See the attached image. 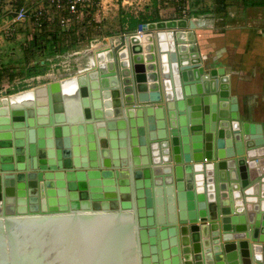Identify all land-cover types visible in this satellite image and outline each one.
Here are the masks:
<instances>
[{"label": "water", "instance_id": "water-1", "mask_svg": "<svg viewBox=\"0 0 264 264\" xmlns=\"http://www.w3.org/2000/svg\"><path fill=\"white\" fill-rule=\"evenodd\" d=\"M196 29L140 23L68 81L0 96V264H50L63 240L65 264H264V122L203 69ZM148 49L165 110L134 71Z\"/></svg>", "mask_w": 264, "mask_h": 264}, {"label": "crops", "instance_id": "crops-1", "mask_svg": "<svg viewBox=\"0 0 264 264\" xmlns=\"http://www.w3.org/2000/svg\"><path fill=\"white\" fill-rule=\"evenodd\" d=\"M92 1V8L91 10L83 15L82 20L94 19L98 17L99 13H102L101 19H105L103 12L106 11L107 2L109 0H91ZM97 1V3H96ZM117 7L120 6L118 3L122 4L123 1L121 0H114ZM143 1L145 10L141 11L140 6H138ZM126 2V1H125ZM174 0H130L128 1V5L131 8L137 10H129L130 13L136 14L135 16H130L125 11L121 14L120 22L123 29H126L127 26L130 24L131 27H136L138 25L139 20L145 18L146 22H154L149 21L151 18L158 16L160 20H172L177 18H184L175 10ZM173 4V5H171ZM171 5V7H168ZM167 6V7H166ZM232 5H227L226 10L224 12L216 13L217 18H212L209 24L206 22L204 25L200 26V29L197 27L195 31L196 41L198 45V52H199V59L202 62L203 69H211L212 67L222 68L229 76L230 82V94H236L237 96V104L239 114L243 119H247L252 121L253 123L257 122H264V6H244L242 4L241 7H238L235 10H240V16L238 17V13L233 11L231 8ZM94 7L97 9L94 10ZM100 7V11L98 9ZM171 9V10H170ZM232 10V11H230ZM248 10H252L254 15H250ZM139 11V12H138ZM166 11L168 13L166 14ZM242 11V12H241ZM144 12V13H143ZM89 17V18H88ZM131 17V20H130ZM88 18V19H87ZM96 19V18H95ZM224 20V24L222 25H214L218 20ZM158 20V21H160ZM208 20V19H207ZM205 18L200 19V21H207ZM81 21V20H80ZM237 21L239 24H237ZM236 22V23H235ZM53 27V31L56 30L58 27L53 21L47 23L44 27L45 28L51 26ZM199 26V25H198ZM134 27V28H135ZM47 31V30H46ZM50 31V30H48ZM124 32L121 31L119 34H101L96 36L95 41L96 43H92V48H101L107 46V44L112 40L117 42L119 37L128 36V34H123ZM156 33V32H155ZM25 34H16L15 40L21 39L22 36ZM42 34H31L28 38L33 39ZM144 35V34H143ZM31 36V37H30ZM142 36V34H141ZM147 36V35H146ZM144 36V37H146ZM5 35L0 34V42L6 39ZM12 39V37L8 38ZM28 42V47L30 44ZM9 41H7L8 43ZM15 41L13 40L12 43ZM8 43V44H12ZM43 44V41H41ZM7 45V44H6ZM94 45V46H93ZM96 45V46H95ZM11 49L14 46H10ZM96 49H85L80 51L78 55L85 52H89L90 56L86 58L85 63H81V67H85L87 70L90 67V62L95 60V50ZM20 50V48H19ZM48 50V49H47ZM5 51V50H4ZM70 51H67V53ZM0 53H3V50H0ZM15 50L8 51V58L9 60L11 57H14L16 54ZM24 53V52H23ZM35 51V49L28 48L27 52H25L22 59H26V64L28 67L34 68L35 64L33 65L32 62L34 61L35 57L43 56V54H47L45 49L44 53ZM130 55L133 52H129ZM139 55H143V67L142 68H134L135 73H141L145 75V81L148 83V92L150 95V99L153 101L155 99L159 100L160 102H154L151 104L153 109L158 110H165L166 108H170V103L172 102L169 99V92H167L164 88V85L161 82L160 87L155 88L153 83V78L156 75V71H154L151 61L152 57V50H142L138 53ZM134 54V55H138ZM46 57V56H44ZM148 59V60H147ZM7 60V62L9 61ZM89 60V61H88ZM87 62V64H86ZM2 62L0 60V68ZM34 63V62H33ZM89 63V64H88ZM92 64V63H91ZM87 66V68H86ZM6 67V66H5ZM15 71H18V67L14 68ZM29 69V68H28ZM12 71V70H11ZM82 73L84 72L81 71ZM10 76V75H9ZM39 80H36V84H32V88L36 85H41L47 83L48 77L44 75H38ZM32 77V76H31ZM44 80L43 82H40ZM69 79L59 80L61 82H66ZM10 83L3 84L0 87V96H5L6 87L11 83H14V78ZM27 81H34L29 79ZM161 81V80H160ZM20 82L18 79L16 83ZM72 86L71 83H67L66 87ZM155 88V89H154ZM31 88H21L18 92L13 91L12 95H20L23 92L30 90ZM159 120V118H157ZM148 139L151 137V132L147 133ZM254 188V187H252ZM6 237L4 236V243L0 241V258L2 256V252L7 251V243Z\"/></svg>", "mask_w": 264, "mask_h": 264}, {"label": "rangeland", "instance_id": "rangeland-1", "mask_svg": "<svg viewBox=\"0 0 264 264\" xmlns=\"http://www.w3.org/2000/svg\"><path fill=\"white\" fill-rule=\"evenodd\" d=\"M122 1L124 2L123 7H121L122 4L120 3V1L118 2L120 4L119 7H117L114 0H109L106 3L107 4V6L105 8L106 11H105V13L103 12V15L105 16L104 20L101 19L102 13H99L98 17H95L96 19L95 18L90 19L89 17H88L89 19L87 18L88 22H90V24L93 25V27L90 30V33H89L90 36L88 35L89 37H87L86 40H83L80 43L78 50L83 51L87 48L88 49L91 48L93 50L94 48L90 47V43H96V41H95V39L97 38L96 36L101 35V34H117V33L119 34L121 31L124 32L123 34H128V35L136 34L137 26L136 27L134 26L135 28L131 27V25H130L131 23H130L126 29H123L122 26H124V25H121L122 22H120V21H121V19H123L121 17V14L124 11L126 13H128L130 16H132V15L135 16L136 14L130 13L129 10L130 9L131 10H137V8L133 9V8H131V6L128 5V1H130V0H121V2ZM257 1H259V0H257ZM260 1H262V0H260ZM141 2L142 3H140L138 6L142 7L141 8V11H142V10H145V8H144V5H142L143 1H141ZM198 2H200V0H193V3H191L192 5L189 6V10H190V12H193V11L199 10L200 8L207 9V11H205L206 15H204V18L206 20L208 19L207 21H200V19L198 21H193V22H195L196 26L200 29L201 25H204L206 22L209 24L211 22L209 20H212V18L213 19L217 18L218 15H216V13H218V11H217L218 4H217V0H210L208 2H204L205 4L202 6H198ZM96 3H97V1H96ZM226 4L228 6L232 5L231 9L238 13V15H237L238 17L240 16V14H239L240 10H235V9L242 6L241 0H226ZM171 5H173V4H171ZM171 5H168V7H171ZM95 9H97V7H94V10ZM98 9L100 11L101 8L98 7ZM175 10H176V8H175ZM232 10H230V11H232ZM263 11H264V9H263ZM176 12L179 13L177 10H176ZM207 12L208 13L211 12L212 14L208 15ZM248 12L250 14L248 16L254 15L252 13V10H248ZM167 13H168V11H166V14ZM182 17H184V16H182ZM184 18H190V16L188 15V17L185 16ZM130 20H131V17H130ZM217 24L218 25L224 24V20H222V19L218 20V21H216V23L214 25H217ZM237 24H239L238 21H237ZM56 27H58L57 29L60 31V27L58 25ZM45 30H47V31L50 30L52 32L53 31L52 25L45 28ZM80 31H84L83 28H80ZM84 33L86 34L85 31H84ZM14 34H25V35L22 36L21 39H18V40H15L13 38L12 39L6 38L0 42V50L1 49L3 50V53H0V60L2 62H6V63H2L1 66H4V67L0 68V87H2L3 84H7V83L11 82V81H9L10 80L9 75L13 74V78H14V83H11L10 85H8L6 87L7 91L5 92L6 93L5 96L13 94V93H9V92H13V91L18 92L19 89H21V88H24V89L32 88L31 85L37 83L36 80L27 81L30 78L29 76L26 75L29 67L26 64V59L25 58L22 59V57L24 56L25 52H27V49L29 48L28 42L30 41V38H28V36L31 34H43V32H39L37 29H35L33 27L28 28L27 26H23L22 28L15 31ZM70 36L76 37L77 35H70ZM70 36H69V34H66L64 37L66 39H68ZM13 40L15 41L14 43H12ZM7 41H9L8 43H12V44H8ZM10 46H14V48L11 49ZM19 48H20V50H19ZM10 50H15V52H17V53L14 54V57H11V59L9 60L8 51H10ZM46 51H48V50L46 49ZM71 52L72 51H70L68 53H71ZM68 53L67 52L63 53V56L61 58H56L55 56L50 57V56H48V54H45V55L43 54V56L42 55L38 56L39 55L38 54L37 57H35V59L33 61L34 63H32L33 65L35 64L34 70H32V72H34L35 69H37V68L40 69V67H38V66L42 65L41 61L44 60L43 66L46 67V72L42 75H45L46 73H52L53 74L52 76H54V77H52L53 79L51 81H54V80L59 81L61 78L68 77L69 75L65 74V71H64V69H66L68 67V65L63 62L65 60H70V58L72 57V56H68ZM44 56H46V57H44ZM87 56L89 58L90 53L84 51V53L71 58V64L69 66H71V67L73 66V67L71 68L70 72L75 73L74 75H77V69H78L77 65H79L81 63L83 65V63H85V61H86ZM45 58H49V59H45ZM7 60H9V61L7 62ZM16 67H18V71H15L14 68H16ZM33 76H35V75H33ZM17 79L20 82L16 83ZM43 81L44 80H41L40 82H43Z\"/></svg>", "mask_w": 264, "mask_h": 264}, {"label": "built area", "instance_id": "built-area-1", "mask_svg": "<svg viewBox=\"0 0 264 264\" xmlns=\"http://www.w3.org/2000/svg\"><path fill=\"white\" fill-rule=\"evenodd\" d=\"M208 1L210 0H200L198 6L204 5V2ZM173 3L181 16L188 17L189 15L193 21L203 19L204 15H206L205 13L192 15L189 6L192 5L193 0H174ZM91 8V0H0V34L5 35L7 38H15V31L23 26H27L28 28L33 27L39 32H45L44 27L50 21L55 22L62 31L66 32L74 24L82 20L83 15L87 14ZM199 10L207 9L200 8ZM207 14L210 15L212 13L207 12ZM90 47H92V43H90ZM45 49L46 47L42 48L41 53H44ZM79 52V50H72L71 53H68V56H72L71 58H73ZM53 56L61 58L63 54H55ZM71 58L70 60L63 61L68 65L64 71L69 76L61 78L60 80L68 79L75 74L70 72L73 67L69 66L71 64ZM43 62L44 60L41 61L42 65ZM77 68V74L85 69V67H81V64L77 65ZM52 75V73H46L44 76L48 77L47 81H51L53 79L52 77H54ZM38 78L39 76L35 75L29 79L39 80Z\"/></svg>", "mask_w": 264, "mask_h": 264}, {"label": "trees", "instance_id": "trees-1", "mask_svg": "<svg viewBox=\"0 0 264 264\" xmlns=\"http://www.w3.org/2000/svg\"><path fill=\"white\" fill-rule=\"evenodd\" d=\"M241 3L244 6H261V5L264 6V0H262V1H260V0L259 1H257V0H241ZM217 4H218V8H217L218 12H224L226 10V7H227L226 0H217ZM205 11H207V10H198V11L191 12V13H192V15H197V14H203V13H205ZM158 20H160V18H158V16H155V17L151 18L149 21L155 22ZM139 21L140 22H138V24L146 22L145 18H142ZM89 24H90V22H88V20H81V21L77 22L76 24H74L66 32L62 31L61 29H60L61 32L58 29H56L52 32L45 30V32H43L42 36L39 35V36L31 39L30 44H29V48H31V49L33 48V49H35V51L40 52L42 48L46 47V49H48V51H47L48 56H53L55 54H63L67 51L78 50L80 43L83 40H86V38L90 36L89 33H90V30L93 27V25H91V24L89 25ZM80 28H83V30L86 32V34L84 33V31H80ZM66 34H69V36L70 35H77V36L76 37L70 36L68 39H66L64 37ZM41 41H43L44 44H42ZM43 65L38 66V67H40V69L37 68V69H35L34 72H32V70H34V68L29 67L26 75L31 77L33 75L44 74L46 72V67H44ZM9 79L10 80L13 79V74H11L9 76ZM9 93H13V92H9Z\"/></svg>", "mask_w": 264, "mask_h": 264}, {"label": "bare ground", "instance_id": "bare-ground-1", "mask_svg": "<svg viewBox=\"0 0 264 264\" xmlns=\"http://www.w3.org/2000/svg\"><path fill=\"white\" fill-rule=\"evenodd\" d=\"M143 36H145V35H142V37ZM145 38L146 37H143L144 41L142 40V44L144 46H146V42H147V41H145ZM94 49H96V48H94ZM26 93L23 92L22 94H20V95L17 94L16 96L12 95V96L8 97L7 99L10 100V101L11 100L12 101L13 100H17V99L22 98L24 96V94H26ZM32 229H34V227H32ZM66 230H67V227L65 225L59 226V230H58L59 232H61V233L63 232L64 233ZM49 231L52 234H54V232L57 231V230H56V228H51ZM47 234H48V237H49V232H47ZM50 243H52V242H49V241L47 242L49 250L51 249V244ZM52 248H53V250H52L51 254L49 256H47L48 261H49L50 264H65V261H69L72 258V256H73V252L71 251V245L67 241L63 240V242L61 244H59V245H57V243H56L55 245H53ZM54 248H55V250H54ZM78 248H79V246L76 245L74 247V250L77 252ZM53 251H54V253H53ZM81 258H83V257L78 256L77 260H81Z\"/></svg>", "mask_w": 264, "mask_h": 264}]
</instances>
